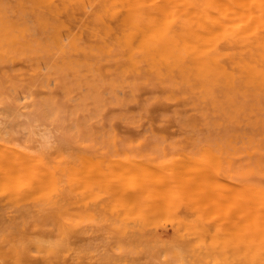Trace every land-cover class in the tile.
Instances as JSON below:
<instances>
[{
	"label": "rangeland",
	"instance_id": "obj_1",
	"mask_svg": "<svg viewBox=\"0 0 264 264\" xmlns=\"http://www.w3.org/2000/svg\"><path fill=\"white\" fill-rule=\"evenodd\" d=\"M47 1L57 5L53 12L31 0H0V156L8 165L0 170V264H264V156H257L264 153V91L205 87L178 70L159 74L158 61L131 66L128 51L113 44L139 33L131 20L111 15L124 13L128 0ZM184 1L199 8L208 0L173 6ZM151 2L144 1L145 39L176 22H200L185 6L168 11L171 0L163 6L171 17L159 10L164 1L161 13ZM230 34L217 33L224 47ZM31 156L44 178L31 175ZM207 181L210 191L202 190ZM15 246L27 255L11 254Z\"/></svg>",
	"mask_w": 264,
	"mask_h": 264
},
{
	"label": "bare ground",
	"instance_id": "obj_2",
	"mask_svg": "<svg viewBox=\"0 0 264 264\" xmlns=\"http://www.w3.org/2000/svg\"><path fill=\"white\" fill-rule=\"evenodd\" d=\"M33 5L37 8H40V11L41 12H53L54 9L57 7V5H54V2L51 4H49L50 2L47 1V0H31ZM62 2H64L65 0H61ZM112 1V0H111ZM113 1H116V0H113ZM121 1V0H120ZM126 1V0H125ZM144 1H147V0H128L126 3V8H124L125 12L124 13H117L115 14V12H113V14L111 15H115L116 17H118V19L120 20H131L134 24H132L134 26V28L136 29L135 31V34L136 33H139L138 34V37L137 39H130V38H126L124 40H116L114 41L115 43L113 44L114 47L116 49H118V51H124V50H127L128 51V62L131 64V66L135 67L137 64H139V62L141 61H147V62H151V61H154L153 62V65H157L155 61H158V64L160 66H156L154 70V72L156 73H159V74H162V72H167V71H172V70H178L180 71L181 73H184L187 77V79L190 81V79L192 80V77L195 78L196 82H199L202 84V86H205V87H210V86H214V85H225L227 88H230V87H238V88H242V87H250L252 86L255 90H259V91H264V0H208L207 2H204V3H201L199 4V8H197V6L184 1V5L181 4V6L179 5V3L176 2V5L177 6H180L178 7V10L180 11L181 7L185 8L186 11H188L187 13H193L194 12H197L198 15L200 17V22L195 24V25H192L191 24H186L183 22V25L178 22L174 23L173 25L167 27V26H164L165 29L164 31L160 32V34L157 36V37H151V38H148V39H145L143 38V35L144 33H146L145 31L142 30V15H143V12H144ZM149 1V0H148ZM150 1H153V0H150ZM157 1L156 3H152V5H155L156 4V10L158 6H161V2H162L164 5L161 6V8L159 9L160 11L163 10V12L167 11V7H165L166 9L164 10V7L166 2H168V0H155ZM174 1L176 0H171V4H172V8H174V11L173 9L171 8V4L168 2L166 4V6L170 5L168 7V11H170V9L172 11L170 12H176V8L177 6H173L175 3ZM107 2V1H106ZM124 1H122L123 3ZM119 2L117 1V4ZM121 3V2H120ZM121 3V6L124 7V5ZM128 3V4H127ZM160 3V4H159ZM108 4V3H107ZM159 4V5H158ZM110 4H108L109 6ZM112 5V3H111ZM119 5V4H118ZM87 6V5H86ZM107 6V7H108ZM155 7V6H154ZM110 7H108L109 9ZM120 8V7H119ZM122 8V7H121ZM120 8V9H121ZM159 8V7H158ZM163 8V9H162ZM180 8V9H179ZM155 10V12H156ZM157 11L159 13H161L160 11ZM184 10V9H183ZM167 11V12H168ZM120 12V11H119ZM122 12V11H121ZM156 12V13H157ZM170 12H168L167 14H169V17H171L172 15L170 14ZM178 12V11H177ZM181 12H182V9H181ZM185 12V10H184ZM93 15H97V10H93ZM158 13V14H159ZM166 13V12H165ZM164 13V18L166 19L168 16L167 14ZM179 13V12H178ZM103 14V13H102ZM174 14L173 13V17H174ZM183 15L186 13H182ZM171 15V16H170ZM188 15V14H187ZM157 16V15H156ZM160 16V14H159ZM159 16L158 19L155 18V20H159ZM189 16H192L191 14H189ZM189 16H187L189 18ZM155 17V15L153 16ZM172 17V18H173ZM198 17V18H199ZM170 18V19H172ZM107 19V18H106ZM115 19V18H114ZM154 19V18H153ZM162 19V17H161ZM165 19L163 21H165ZM190 19V18H189ZM194 19V20H193ZM192 20L195 21L196 18L194 17ZM155 20L153 22H155ZM167 20V19H166ZM65 21V20H64ZM67 21V20H66ZM119 21V20H117ZM160 21V20H159ZM158 21V23H159ZM169 21V20H168ZM191 21V20H190ZM196 22V21H195ZM113 23V22H112ZM157 23V22H156ZM155 23V24H156ZM161 24H163L162 22H160ZM159 23V24H160ZM178 23V24H177ZM127 24V23H126ZM154 24V23H153ZM160 24V25H161ZM113 25V24H112ZM167 25V24H166ZM155 26V25H154ZM150 27V26H149ZM167 27V28H166ZM145 30H146V27H144ZM221 28H224L226 30H229L230 31V35H231V39L227 40L226 37V41H224V43L226 42V44L228 45L227 47H224L222 45V42H221V38H218L217 37V33L218 31L221 29ZM119 29V28H118ZM163 30V29H162ZM223 30V29H222ZM155 31V30H154ZM158 32V29L157 31ZM224 32V30H223ZM222 32V33H223ZM155 33V32H154ZM153 33V35H154ZM143 34V35H141ZM157 34V33H156ZM134 35V34H133ZM220 34H218L219 36ZM63 38V37H62ZM61 38V39H62ZM64 39V38H63ZM65 40V39H64ZM69 40H73V39H69ZM58 43H60V40L57 41ZM71 45H73V42L70 41L69 42ZM220 45L222 46V48L220 47ZM121 49V50H119ZM223 49V50H222ZM109 51V50H107ZM108 54H110L108 52ZM152 56H158V58H152ZM161 61V62H160ZM152 63V62H151ZM150 64V63H149ZM15 111V110H14ZM37 126V125H36ZM39 132V131H38ZM38 135V134H37ZM40 135V134H39ZM48 135V134H47ZM46 136V135H45ZM42 138V137H41ZM48 138V137H47ZM45 141V139L43 140ZM47 141V140H46ZM46 143V142H45ZM41 144V143H40ZM43 144V143H42ZM36 145V144H35ZM43 147V146H42ZM1 148V147H0ZM5 149L3 150V152L9 148V147H4ZM21 148V147H20ZM32 149V148H31ZM10 150V148H9ZM14 150V149H13ZM1 151V150H0ZM12 149L9 151L11 153ZM32 151V150H31ZM248 153L249 154H252L253 152L249 151L247 149ZM8 152V150L6 151ZM8 152V153H9ZM14 151H12L13 153ZM207 152V151H206ZM209 152V151H208ZM207 152V153H208ZM5 153V152H4ZM9 153V154H10ZM11 153V154H12ZM17 153V151L15 152V154ZM19 153V152H18ZM32 153V152H31ZM20 154V153H19ZM209 154V153H208ZM18 155V154H17ZM211 155V153H210ZM8 156V155H7ZM22 156V155H21ZM23 156L27 158V156L29 158L27 159H30V156L27 155V154H23ZM180 156V155H179ZM178 156V157H179ZM214 155H212V158H213ZM258 157H263L264 156V153H258L257 154ZM12 157V156H11ZM13 157H16L14 156L13 154ZM23 157V158H24ZM32 157V156H31ZM181 157V156H180ZM211 157V156H210ZM1 160H0V170H4L2 169L3 165L4 167L5 164L3 163H6L7 160L4 158H2L0 156ZM46 158V157H45ZM184 157H182L183 159ZM211 158V159H212ZM2 159L6 162H3ZM9 159V158H8ZM13 159V158H12ZM20 159V158H19ZM18 158H16V161L19 160ZM22 159V158H21ZM35 159L37 161H34L36 163L35 166V171L34 170V166L31 167L33 168L32 172H31V175L33 174V172H35V174H33V177L34 175L37 176H42L40 175V173L42 174V166H41V169L40 168H37L36 166H38V160L39 159H36V158H33L32 157V160ZM210 159V160H211ZM23 160V159H22ZM21 160V162H22ZM26 161V159H24ZM23 160V162H25ZM13 161V160H12ZM15 161V162H16ZM31 161V159H30ZM89 161V159H88ZM87 161V162H88ZM100 161V160H99ZM173 161V160H172ZM184 161V159H183ZM186 161V160H185ZM258 161V159H257ZM22 162V163H23ZM33 162V163H34ZM83 162V160H82ZM86 162V161H84ZM136 162V161H135ZM174 162V161H173ZM182 162V161H180ZM188 162V161H187ZM186 162V163H187ZM20 162H18L19 164ZM34 163V164H35ZM90 163V162H89ZM88 163V164H89ZM176 163V162H175ZM173 163V165L175 166L176 164ZM178 163V162H177ZM195 163V162H193ZM2 164V165H1ZM14 164V163H12ZM17 163L15 165H18ZM21 164V163H20ZM30 164V163H29ZM27 163V167H29V165ZM87 164V163H86ZM136 164V163H135ZM138 164V163H137ZM181 164V163H179ZM189 164V162H188ZM187 164V166H188ZM191 164V163H190ZM7 165V163H6ZM29 165V166H28ZM40 165V164H39ZM83 165V163H82ZM117 165V164H116ZM122 165L123 167V164H120ZM140 165V164H139ZM182 165V164H181ZM180 165V167H181ZM184 165V163H183ZM194 166V164H191ZM197 166V164H195ZM8 166V165H7ZM10 166V165H9ZM22 165H20L21 167ZM85 167V164L83 165ZM125 166V165H124ZM144 166V165H143ZM178 166V165H177ZM186 166V164L184 165ZM194 166V167H196ZM204 166V165H203ZM12 167V165L10 166ZM90 167V166H89ZM94 167L91 165V168ZM99 167V166H98ZM97 167V169H98ZM172 167V166H171ZM179 167V168H180ZM190 167V166H189ZM189 167H188V170H189ZM198 167V166H197ZM202 167V166H201ZM200 166L199 168L202 169ZM206 167V166H205ZM8 168V167H7ZM23 168V167H22ZM26 167H24L25 169ZM30 168V167H29ZM28 168V169H29ZM82 168V167H81ZM80 166H79V169H81ZM115 168V167H114ZM131 168H132V165H131ZM147 168V171L148 169L150 170V168L146 167ZM145 168V170H146ZM176 168V167H175ZM175 168L172 169L171 173L173 174V172H175ZM187 168V167H185ZM10 169V168H9ZM15 169V167H14ZM13 169V170H14ZM28 169L26 168L25 171ZM38 169V170H37ZM41 171H40V170ZM45 169V168H44ZM95 169V168H94ZM96 169V170H97ZM100 169V168H99ZM116 169V168H115ZM126 169V168H125ZM124 169V172L126 171ZM182 169V167H181ZM194 169V168H193ZM198 169V168H197ZM196 169V171H197ZM204 169V167H203ZM202 169V170H203ZM206 169V168H205ZM11 170V169H10ZM18 170H19V167H18ZM21 170V169H20ZM19 170V171H20ZM31 170V168H30ZM46 170V169H45ZM49 170V169H47ZM83 170V169H82ZM88 171V169H86ZM92 170V169H90ZM129 170V169H128ZM133 170V168H132ZM136 170V169H135ZM140 171V169H138ZM180 170V169H179ZM184 172H185V169L183 168ZM192 170V169H191ZM6 171V170H5ZM9 171V170H8ZM23 170H21L22 172ZM39 175H37V173ZM39 171V172H38ZM53 171V170H51ZM137 171V170H136ZM136 171H133V173L135 172V176L136 175H139L138 173H136ZM156 171V169H155ZM155 171L151 172L152 176H154L155 178V175H157L155 173ZM187 171V170H186ZM200 170L197 171V173L199 172ZM206 170H204L205 172ZM10 172V171H9ZM12 172V171H11ZM10 172V173H11ZM18 171L14 172V173H17ZM77 172V171H76ZM75 172V173H76ZM83 172V171H82ZM91 172V171H90ZM94 172V171H93ZM115 172V170L113 171ZM117 172H118V168H117ZM142 172V171H141ZM181 172V171H180ZM189 172V171H187ZM203 172V171H201ZM201 172H199V174L201 175ZM2 173V172H1ZM5 173V172H4ZM8 173V172H7ZM6 173V174H7ZM19 173V172H18ZM18 177H19V174L20 176H23L21 178V180H19L20 182H22V179L25 180L24 178V172L23 171V174L22 173H19ZM44 174H46V172H43ZM49 173V172H48ZM47 173V174H48ZM56 173V172H55ZM89 173V172H88ZM87 173V174H88ZM106 173V172H105ZM105 173H104V176H105ZM179 173V172H177ZM210 173V171H209ZM43 174V175H44ZM50 174V173H49ZM97 174V173H96ZM94 173V175H96ZM99 174V173H98ZM112 174V172H111ZM131 174V172H130ZM150 174V175H151ZM180 174V173H179ZM178 174V175H179ZM182 174V173H181ZM191 174V173H190ZM194 174V172H193ZM205 174V173H203ZM9 175V174H8ZM13 175V172L10 174V176L12 177ZM16 175V174H15ZM64 175V174H62ZM75 175V174H74ZM89 175V174H88ZM93 175V176H94ZM110 175V174H109ZM120 175V174H119ZM123 175V174H121ZM127 175V174H126ZM143 175V174H142ZM140 174V176H142ZM146 175V174H145ZM144 175V176H145ZM149 175V176H150ZM165 175V174H164ZM176 175V176H178ZM186 175V173H185ZM192 175V174H191ZM196 175V174H195ZM207 175H208V172H207ZM1 176V175H0ZM29 176V175H28ZM26 176V178L28 177ZM45 176V175H44ZM49 176V175H47ZM58 176V175H57ZM67 176V175H66ZM71 176V175H70ZM91 177L87 176L86 175V178H94L92 177V174H90ZM98 176V175H96ZM100 179L101 181L103 180L102 177L103 175H100ZM108 176V174H107ZM131 176V175H129ZM139 176V177H140ZM158 176H160L158 174ZM158 176H156V179L158 178ZM166 177V180H169V178L173 177V175H170L169 177L167 175H165ZM176 176H174V183H175V179H176ZM182 176L184 177V175L182 174ZM180 176V177H182ZM208 176H211L213 177L211 174L208 175ZM3 177L6 178L5 174L3 175ZM14 177V175H13ZM30 177V176H29ZM28 177V178H29ZM37 177V178H39ZM43 177V176H42ZM42 177L41 181H45V180H42ZM50 177V176H49ZM59 177V176H58ZM69 177V176H68ZM77 177V175L73 176V178ZM112 177V176H111ZM118 177V176H116ZM121 177V176H120ZM128 177V175L126 176ZM133 177V176H132ZM137 177V178H139ZM146 177V176H145ZM164 177V176H163ZM168 177V179H167ZM198 177V176H197ZM17 178V177H15ZM44 178V177H43ZM51 178V177H50ZM60 178V177H59ZM113 178V177H112ZM124 178V177H123ZM134 178V177H133ZM148 178V177H147ZM153 178V177H152ZM160 178V177H159ZM171 178V179H173ZM178 178V177H177ZM187 178L190 179V176L188 175ZM194 179V175L193 177H191ZM208 179L206 174L203 175V177L201 176V181H204V179ZM216 177H214V179L212 180H216L215 179ZM4 179V178H3ZM1 179V180H3ZM9 179V177L7 178ZM6 179V180H7ZM11 179V178H10ZM18 179V178H17ZM16 179V180H17ZM20 179V178H19ZM31 180V177L29 178ZM46 179V178H45ZM61 179V178H60ZM79 179V178H78ZM81 181H82V178H80ZM87 179V181H88ZM98 179V178H97ZM117 178H115V181H116ZM121 179V178H120ZM139 179H142V178H139ZM139 179H136V183H137V180L140 181ZM144 179V178H143ZM198 179V178H197ZM196 179V180H197ZM199 179H200V176H199ZM24 180H23V183H24ZM28 180V179H27ZM53 180V179H52ZM95 180V179H93ZM114 180V179H113ZM148 180V179H147ZM155 180V179H154ZM159 180V179H158ZM178 180H180L178 178ZM195 180V181H196ZM209 180V179H208ZM18 181V180H17ZM18 181V182H19ZM33 182V180H31ZM30 181V182H31ZM38 181V179H37ZM36 181V182H37ZM50 181V180H48ZM63 181V180H62ZM97 181V180H96ZM94 181V182H96ZM99 181V180H98ZM105 182V179L103 180ZM109 181V180H108ZM114 181V183H118L120 182L119 180H117L116 182ZM145 181V180H143ZM141 181V182H143ZM153 181V180H151ZM160 181H163L162 179ZM163 181V182H165ZM182 181V180H181ZM180 181V183H181ZM191 180H187L186 181V178H185V181L184 182H187V184H185L186 186L188 185V183L191 185L192 181L190 182ZM217 181V185L218 187L222 186L220 185L222 183L221 181L220 184H219V181L218 179L216 180ZM9 182V181H8ZM16 182L17 184H23V183H18ZM31 182V183H32ZM39 182V181H38ZM80 182V180H79ZM89 182V181H88ZM111 182V181H110ZM123 182V180H122ZM121 182V183H122ZM131 182V181H129ZM172 182V181H171ZM170 183V185H173V182ZM198 182V180H197ZM200 182V181H199ZM204 182H201L202 184ZM224 182V181H223ZM227 182V181H226ZM229 182V181H228ZM3 183V181H2ZM5 183V182H4ZM3 183V184H4ZM10 183V182H9ZM29 183V180L28 182L25 184L27 185ZM35 183V182H34ZM52 183V182H51ZM103 183V182H102ZM120 183V184H121ZM136 183L134 182V184L136 185ZM168 183V181H167ZM194 183V182H193ZM206 183V182H205ZM204 183L203 187L206 186ZM207 183H209L207 181ZM214 184V182H212ZM230 183V182H229ZM1 184V182H0ZM7 184V183H6ZM5 184V185H6ZM15 184V183H14ZM39 184V183H38ZM36 184V185H38ZM41 184H43L41 182ZM79 184V183H77ZM101 184V183H100ZM109 184V183H108ZM123 184V183H122ZM121 184V185H122ZM145 184V182H144ZM143 184V185H144ZM158 184H159V181H158ZM162 184V182L160 183V185ZM164 184V183H163ZM162 184V185H163ZM183 183H181V186ZM196 184V183H195ZM194 184V185H195ZM199 184V183H198ZM213 184L211 185V189H214L216 186ZM225 184V182H224ZM2 185V184H1ZM4 185V186H5ZM11 187V183L9 184ZM35 184H33L34 186ZM113 185V183H111V186ZM129 187V185H132V184H127ZM133 185V186H135ZM167 185V184H166ZM176 185H180L179 183L176 182ZM3 186V187H4ZM7 186V185H6ZM31 186V185H30ZM66 186V185H65ZM78 186V185H77ZM80 186V184H79ZM102 186V185H101ZM109 186V185H108ZM107 186V187H108ZM116 186V185H114ZM123 186V185H122ZM120 186V187H122ZM141 186V185H140ZM164 186V185H163ZM224 186V185H223ZM240 186V185H238ZM2 187V188H3ZM14 187V186H13ZM35 187V188H34ZM32 187L33 190L37 188H39L40 186H34ZM76 187V186H75ZM82 187V186H80ZM87 187V186H85ZM100 187V185H99ZM106 187V186H104ZM113 187V186H112ZM147 187V185L145 186ZM162 187V186H161ZM190 187L191 186H187V188L190 190ZM202 187V186H201ZM207 187V186H206ZM235 187V185L233 186ZM6 188V187H5ZM84 188V187H83ZM179 188V187H178ZM209 188V189H208ZM232 188V187H231ZM8 189V188H7ZM6 189V190H7ZM66 189V188H65ZM86 190V188H84ZM88 189V188H87ZM106 189V188H105ZM137 190V188H135ZM201 189V188H200ZM205 189V190H204ZM228 189V188H227ZM250 188H248L249 190ZM37 190V189H36ZM107 190V189H106ZM109 190V189H108ZM113 190V189H112ZM122 190V188H120V191ZM125 190V189H124ZM123 190V191H124ZM129 190V189H128ZM141 190V189H140ZM145 190V189H144ZM157 190V189H156ZM160 190V188H159ZM174 190V189H173ZM178 190V189H177ZM182 190V189H180ZM202 190L204 191H207L209 190L210 191V183H209V186L207 188H203ZM219 190V189H218ZM225 190V189H224ZM247 190V189H246ZM251 190V189H250ZM119 191V190H118ZM117 191V192H118ZM139 191V190H138ZM138 191H135V195H137ZM200 191V190H198ZM212 191V190H211ZM26 192V191H25ZM43 192V191H42ZM129 192V191H128ZM131 192V191H130ZM145 192V191H144ZM159 192V191H157ZM185 192V190H184ZM31 193V192H30ZM33 193V192H32ZM35 193V192H34ZM44 193V192H43ZM122 193V192H121ZM147 193V192H146ZM162 193V192H161ZM164 193V192H163ZM162 193V194H163ZM116 194V193H115ZM126 194V192H125ZM124 194V195H125ZM128 194V193H127ZM94 195V194H93ZM118 195V194H117ZM123 195V193H122ZM158 195V194H157ZM162 195H160L161 197ZM121 197V196H120ZM106 198V197H105ZM58 199V198H57ZM107 199V198H106ZM160 199V198H159ZM49 201V200H48ZM106 201V200H105ZM104 203V202H103ZM105 206V205H104ZM44 209V208H43ZM82 211V210H81ZM97 211V210H96ZM37 240V239H36ZM35 240V241H36ZM39 241H37V245H38ZM46 246V245H45ZM10 253L17 256L18 258H22V257H25L24 255H27V252H26V249L23 248V247H11L9 249ZM49 253H55L56 250H54V248H49L47 250ZM48 264H52V263H48Z\"/></svg>",
	"mask_w": 264,
	"mask_h": 264
}]
</instances>
